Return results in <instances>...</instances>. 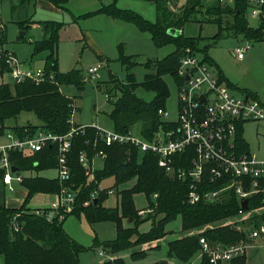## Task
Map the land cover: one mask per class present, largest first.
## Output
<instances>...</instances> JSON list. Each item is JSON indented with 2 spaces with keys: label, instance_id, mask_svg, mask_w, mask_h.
<instances>
[{
  "label": "trees",
  "instance_id": "trees-1",
  "mask_svg": "<svg viewBox=\"0 0 264 264\" xmlns=\"http://www.w3.org/2000/svg\"><path fill=\"white\" fill-rule=\"evenodd\" d=\"M11 14L16 15L15 23L27 30L33 22L40 24L42 38L31 41L33 44L32 56L45 51L43 68L47 73L53 74L54 81H44L38 85L25 80L13 83H0V136L5 131L11 130L20 138L31 136L38 131L54 134L66 133L70 125L67 122L71 114L70 103L72 99L64 95L60 86L74 85L82 89L86 76L80 69L72 68L61 72L58 66V42L59 29L62 23L56 20L34 21L31 19L29 6L35 0H9ZM56 7L65 9L69 0H46ZM155 4L156 20L150 22L138 13L120 9L115 2L102 6L94 12H87L83 17L97 13L106 14L112 18L134 24L139 30L147 32L155 47H162L168 44L174 45V50L161 59L148 60L142 65L148 69L143 80H135L132 68L137 64L132 61L131 55H125L122 44L117 46L118 60L125 67V82L116 84L119 90L113 107L108 113L114 124V130L127 133L136 122H141L140 133L149 139L159 127H166L164 121L158 114V109L165 108V101L169 96V89L163 76L170 75L175 82L177 69L181 56L189 49L191 52H201L203 60L213 65L219 75V80L228 87L238 88L224 77L215 61L208 55V45L199 47L200 37L185 36L181 33L170 34V30H180L191 18L194 12L201 11L204 7L202 0H187L184 11L179 15H172L165 0H150ZM211 7H206L205 14L208 21L217 25L218 32L212 37L218 39L224 32L232 36H241L245 40H264V23L257 27L249 25L245 16L247 3L245 0H233L231 4L221 5L216 0ZM23 39V37H22ZM6 42V28L0 26V47ZM4 71V64L0 61V74ZM141 86L147 91L154 93L153 97L146 101L135 94V89ZM243 90V89H242ZM241 90V91H242ZM250 95L251 92L243 90ZM33 112L40 120L35 125L27 122L23 125L5 126L4 121L16 117L20 112ZM89 141L86 143V140ZM93 129L88 127L84 134L75 135L72 139V146L68 156V164L71 171L69 184L73 187H80L78 206L67 216L83 215L89 223L111 221L116 226V236L112 240L96 241L95 246L102 247L111 254L130 249L133 245L151 242L162 238L166 231L165 225L177 215L181 216L182 231L200 229L203 226L231 216H234L239 209L237 197L232 192H224L220 199L214 203L203 201L190 204L186 200L187 184L183 179L171 177L166 174L163 168L158 166L157 156L152 152H141L138 148L129 144H112L106 146L98 144L92 146ZM237 140L241 149L247 148V143L242 137V129L237 131ZM102 149L106 156L103 166L94 171V179L88 180L84 168L78 161L81 151H86L87 156L92 158L97 150ZM176 167L187 166V155H176ZM14 168L19 170L34 171L53 169L56 166V145L47 144L42 150L29 155L12 151L9 153ZM183 162V163H181ZM0 170V178L2 177ZM114 178V187L134 179V184L127 189L119 191L120 208L106 207L103 201L107 198V190L101 189L97 201L94 204L90 201L83 206L82 202L90 199V193L98 188L101 180L107 177ZM27 190L22 204L17 208L6 207L0 204V255L4 257V264H78L79 253L85 248L72 239L64 230L63 220L57 217L48 220L45 213L36 214L34 210L27 207L30 198L35 193L53 194L61 188L56 177H45L38 174L25 176L21 182ZM207 189L217 187L214 184L205 186ZM145 193L148 197V207H154L148 212L145 218H140L133 206V195ZM156 194L152 200L151 196ZM262 194L249 199V209L256 208L260 204ZM147 207V208H148ZM154 213V214H153ZM162 215L156 219L157 215ZM66 216V217H67ZM132 219L134 226L125 227L122 219ZM151 218L152 225L147 232H140V222ZM264 222V211L252 214L242 224L240 230L232 225H220L207 228L199 233L186 237L177 238L167 243V256L181 261L190 259L199 249V237H204L209 243L231 244L246 240L248 229ZM135 236V239L131 238ZM158 245H155L157 247ZM145 251H132L131 258L143 257ZM234 264H245V255L233 260ZM103 264H124L121 257L105 261ZM152 264H166L165 260H159ZM200 264H209L203 258Z\"/></svg>",
  "mask_w": 264,
  "mask_h": 264
},
{
  "label": "rangeland",
  "instance_id": "rangeland-1",
  "mask_svg": "<svg viewBox=\"0 0 264 264\" xmlns=\"http://www.w3.org/2000/svg\"><path fill=\"white\" fill-rule=\"evenodd\" d=\"M112 2H115L116 7L134 11L150 22H155L156 20L155 4L150 0H69L66 4L67 11H63V13L37 12L34 11L33 5H30L31 19L34 21L53 19L62 24L75 22L80 26L83 36H76L78 30L74 28L75 26H65V31H60L57 49L58 66L61 72H66L72 68L80 69L86 76V80L82 89H78L74 85H62L60 90L64 95L70 97L74 103L73 120L76 124L88 126L94 124L103 130L114 129V124L108 113L119 94V90L115 88V85L125 82L126 70L118 60L117 46L122 44L124 54L132 55V61L137 62L132 68L137 82L142 81L144 74L148 72V69L142 63L148 60L161 59L174 50V45L172 44L159 48L155 47L149 33L139 30L132 23L112 20L110 16L103 13L83 17L87 12H94ZM165 2L172 15H179L184 11L187 0H165ZM202 2H204V7L201 8V11L194 12L183 28L180 29V33L190 37L199 36L201 39L199 47L203 48L205 44L208 45V55L215 61L224 77L239 88H247L256 92L264 103V40H245L241 36H232L225 32L222 37L220 36L216 40L213 39L212 37L218 32L217 25L207 20L208 16L205 14V9L215 5L214 0H202ZM10 4L9 0H0V26L6 28V42L3 47L14 52L20 60L29 66L42 68L46 52L43 51L32 56L33 44L30 43L42 38V28L37 22H33L27 30L19 28L15 23L16 15L11 14ZM220 4L223 6L231 3L223 2ZM247 20L252 27H257L260 24L258 20L253 18H248ZM86 32L89 33L90 39L92 38L94 44L90 43ZM22 33L24 34L22 35ZM246 43L250 44V49L244 54L242 60L236 59L232 53L233 48ZM97 47L103 49V54L109 58V61L107 62L108 64H104L91 75L87 72V69L98 62ZM196 53H198V56L201 54L202 58L204 57L201 52ZM207 64L210 65L209 63ZM109 73H112V77L109 76ZM212 73L214 74V72ZM163 79L170 94L165 101V108H163L166 109L168 115L162 121L176 122V82L170 75L163 76ZM2 82L13 83L8 74L0 77V83ZM134 92L136 96L146 101L150 100L154 95L152 91H147L141 86H138ZM233 93L238 96L241 95L239 89L233 91ZM27 122L35 125L40 124V120L34 113L28 111H22L16 117L6 119L4 124L9 127L12 125H23ZM140 129L141 122L138 121L131 126L130 130L133 134L140 135ZM8 131L11 130L7 129L4 135L0 136V145L8 141L5 136ZM242 137L246 141L249 151L254 153L257 159L264 161V120L244 122ZM94 166L97 170L102 168L103 163L100 158L95 160ZM18 172L23 176L38 174L52 178L57 175L55 168L40 170L38 173L27 170H19ZM134 181V179H131L114 187V178L112 176L101 180L98 185L99 189L109 188L113 190V193L108 194L103 201V205L120 208L118 192L130 188ZM17 185L23 193L27 192L25 187L20 184ZM151 198L152 200L154 199L152 196ZM132 199L136 211L147 209L148 197L145 193H136ZM53 200L54 197L51 194L35 193L30 198L27 207L31 210L49 207ZM150 208L155 213L154 207ZM146 215L147 213L140 216V218H145ZM161 216L160 214L157 215L156 219ZM122 225L132 227L134 226V221L132 219L128 221L123 218ZM151 225L152 219L148 218L140 222L138 229L140 232H147ZM207 225L212 227L220 226L222 221L219 220ZM207 225L200 229L211 228ZM62 226L72 239L85 248L79 253L78 264H103V262L116 257H121L124 264H152L159 260L166 261L169 258L167 256V243L169 241L199 233L197 232L199 231L198 229L182 231L181 216L177 215L174 219L167 222L164 227L166 234L159 240L133 245L130 249L111 254L102 245L95 246V242L102 243L115 238L116 226L113 222L89 223L83 215H70L63 221ZM131 239L134 240L135 236ZM155 245L158 246L155 247ZM100 250L103 251L102 256L98 255ZM133 250L145 251V255L133 259L130 256ZM192 257H197V252ZM0 264H4L2 255H0ZM245 264H264V247H262L260 241L256 240L248 245L245 253Z\"/></svg>",
  "mask_w": 264,
  "mask_h": 264
},
{
  "label": "built area",
  "instance_id": "built-area-1",
  "mask_svg": "<svg viewBox=\"0 0 264 264\" xmlns=\"http://www.w3.org/2000/svg\"><path fill=\"white\" fill-rule=\"evenodd\" d=\"M219 3L233 0H216ZM247 3L246 18L264 23V0H245ZM180 31V30H179ZM250 49V44L235 46L233 55L242 60ZM0 61L4 64L3 74H8L13 82L31 81L38 85L44 81H54L53 74L47 73L42 67H32L20 60L13 52L0 47ZM101 67L97 63L88 67L89 74L95 73ZM211 66L203 60L202 55L189 49L181 56L177 69V120L166 122L165 128L159 127L147 139L130 131L121 133L113 130H103L94 124L79 125L73 120L74 103L68 118L69 130L64 134H54L38 131L31 136L20 138L8 131L5 136L8 141L0 145V170L2 182L9 193H14V183L22 182L24 176L18 171H12L14 166L9 159L12 151L29 155L42 150L47 144L56 145V179L61 188L51 194L54 200L45 213L35 209L34 213L44 214L48 220L57 217L63 220L78 206L80 187L69 184L71 171L68 156L75 135L84 134L85 129H93L92 146L99 143L106 146L112 144H129L141 152H152L157 156L158 166L167 175L183 179L187 184L186 200L190 204L199 201L214 203L224 192H232L238 199L239 209L234 216L222 219V225H232L240 230L252 214L264 211V161L257 159L254 153L241 149L237 140V131L246 121L264 120V103L257 97L241 93H233L223 82L214 76ZM161 119L168 112L158 109ZM89 138L86 140V143ZM187 155L188 165L176 167V155ZM96 156L105 158L106 153L99 149L92 158L86 151H81L78 161L84 168L88 180L94 179L95 167L93 160ZM183 163V162H181ZM214 184L217 187L207 189L205 186ZM101 189L95 188L90 193V199L82 202L88 205L97 198ZM107 190V193H111ZM262 194L260 204L249 209V199ZM153 198L156 194L152 195ZM247 200V208L241 206V201ZM151 208L138 210L139 216L151 212ZM208 227H212L207 225ZM204 229H199L201 232ZM246 240L231 244H211L204 237H199L197 257L186 261L175 258L166 259V264H200L207 259L209 264H234L233 260L245 255L248 245L258 240L264 247V222L248 229ZM100 256L103 251H98Z\"/></svg>",
  "mask_w": 264,
  "mask_h": 264
},
{
  "label": "crops",
  "instance_id": "crops-1",
  "mask_svg": "<svg viewBox=\"0 0 264 264\" xmlns=\"http://www.w3.org/2000/svg\"><path fill=\"white\" fill-rule=\"evenodd\" d=\"M69 2V1H68ZM67 2V3H68ZM66 3V4H67ZM66 4L64 5L65 6V9H62V8H59V7H56V6H54L53 4H51L50 2H48V1H46V0H35V2H34V6H33V8H34V11H42V12H54V13H56V12H58V13H63V11H67V8H66ZM36 9V10H35ZM29 12L31 11L30 10V6H29V10H28ZM112 18V17H111ZM44 20V19H43ZM43 20H35V21H43ZM45 20H53V19H45ZM112 20H118V19H115V18H112ZM108 21H110V20H108ZM119 21H121V20H119ZM122 22H125V21H122ZM128 23V22H127ZM65 26H68V27H70V26H75L74 28H76L77 30H78V33L76 34V36L78 37V36H83V33L81 32V30H80V26L77 24V23H71V24H68V23H63L62 24V26H61V28L59 29V38H60V31H65ZM86 34H87V36H88V40L90 41V43H92V44H94V42H93V40H92V38L90 39V35H89V33H87L86 32ZM42 35H43V33H42ZM4 48V47H3ZM4 49H6V48H4ZM8 50V49H7ZM123 52H124V50H123ZM14 53V52H13ZM15 54V53H14ZM96 54H97V59H98V62H96V64L97 63H101V67L104 65V64H108L107 62L109 61V58H107V56H105L104 54H103V49H101L100 47H97V50H96ZM16 55V54H15ZM132 56V55H131ZM244 58V57H243ZM93 65H95V64H93ZM92 65V66H93ZM211 66V69H212V71L214 72V76H216L218 79H219V75L217 74V71H216V69L214 68V66L213 65H210ZM4 75V74H3ZM3 75H1L0 74V77H2ZM109 76L110 77H112V73H109ZM220 81V80H219ZM221 82V81H220ZM2 83H4V82H2ZM224 83V82H223ZM225 84V83H224ZM226 85V84H225ZM227 86V85H226ZM228 87V86H227ZM237 87V86H236ZM231 90H238L239 89V91H240V93H244V94H248L247 92H244L243 90H246V91H249V92H251V94H254V97H257V98H259V96H258V94L256 93V92H254V91H252V90H248L247 88H243V90H242V88H239L238 87V89H234V88H231V87H229ZM242 90V91H241ZM248 95H250V94H248ZM253 96V95H252ZM260 99V98H259ZM76 124V123H75ZM79 125H82V124H79ZM242 128H243V125H242ZM241 128V129H242ZM246 151H249V149H248V146H247V148L245 149ZM250 152V151H249ZM98 158H100L101 159V161H102V163H103V158H101V157H99V156H96L95 158H94V160H93V165H94V162H95V160H97ZM95 167V166H94ZM96 170V169H95ZM25 177V176H24ZM17 184H20V183H14V185H15V191H14V193H9L8 191H7V189H6V187H5V185L3 184V182H2V179L0 178V187H1V189H0V204H3V205H5L6 207H11V208H17V207H19L21 204H22V202H23V200H24V198H25V196H26V193L27 192H24L23 193V191L20 189V187L17 185ZM20 185H22V184H20ZM103 189H106V190H111L112 192L111 193H113V190L112 189H109V188H103ZM107 194H110V193H107ZM44 208H48V207H44ZM44 208H37V209H44ZM128 221H131V219H128ZM99 255V254H98ZM3 256V255H2ZM100 256V255H99ZM4 258V257H3Z\"/></svg>",
  "mask_w": 264,
  "mask_h": 264
},
{
  "label": "water",
  "instance_id": "water-1",
  "mask_svg": "<svg viewBox=\"0 0 264 264\" xmlns=\"http://www.w3.org/2000/svg\"><path fill=\"white\" fill-rule=\"evenodd\" d=\"M169 33L170 34H179L180 33V31L178 30V31H176V30H170L169 31ZM24 33H22V35H23ZM16 169L15 168H12V171H15ZM96 201H97V199L95 198V199H93V203L95 204L96 203ZM241 206L244 208V209H246L247 208V200L246 199H244L243 201H241Z\"/></svg>",
  "mask_w": 264,
  "mask_h": 264
}]
</instances>
